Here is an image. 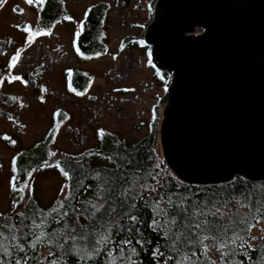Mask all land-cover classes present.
Segmentation results:
<instances>
[{"label": "flooded vegetation", "instance_id": "1", "mask_svg": "<svg viewBox=\"0 0 264 264\" xmlns=\"http://www.w3.org/2000/svg\"><path fill=\"white\" fill-rule=\"evenodd\" d=\"M157 2L0 0V75H20L25 81L0 84V181L16 176L21 184L29 178L24 173H34L49 158L55 157L57 165L97 156L108 141L119 140L116 129L126 124L133 130L147 128V135L133 144L152 137L149 147L154 149L167 102L165 85L155 73L168 81L167 87L171 81L170 73L147 65L151 46L145 33ZM40 28L51 31L27 42L28 31ZM200 33L195 29L193 35ZM77 47L82 55L76 54ZM17 50L18 66L8 68L10 55ZM77 91L84 94L77 96ZM98 130L112 135L101 139Z\"/></svg>", "mask_w": 264, "mask_h": 264}, {"label": "snow or ice", "instance_id": "2", "mask_svg": "<svg viewBox=\"0 0 264 264\" xmlns=\"http://www.w3.org/2000/svg\"><path fill=\"white\" fill-rule=\"evenodd\" d=\"M27 2L31 4L33 0ZM60 2L63 3V0ZM151 10L149 6L148 11ZM50 31L46 28L28 31L27 42L31 43L34 36L47 35ZM137 43L145 45L144 40ZM123 47L121 44V50ZM76 54L82 55L78 47ZM95 55L99 57L101 53ZM20 56L19 50L11 54L7 67L18 66ZM112 59L115 60L116 56ZM147 65L155 67L151 51L147 52ZM155 75L163 81V90L169 91L168 81L159 71ZM5 80L9 84L14 81L25 83L20 75H0V84ZM68 90L74 91L71 85ZM83 94L75 92L77 96ZM152 118L155 119V116ZM64 119H68L67 114H64ZM24 127L20 125V128ZM98 133L101 139L104 135H112L102 130H98ZM3 138L8 139L7 136ZM119 143L115 141L117 146ZM96 155L103 156V153L97 152ZM104 159L111 161L115 168L104 173L95 172L92 178L97 183L93 199L77 201L75 193L66 191L70 185L65 184L62 191L66 194L49 211L33 206L27 211L17 210L11 216L0 217L3 220L0 223V264H29L30 260L36 261L39 245L47 246L50 258L55 250L56 258L51 259V264H62V260L66 262L69 259L74 264H99L98 258L101 256L103 264H142L139 257L143 249L153 244L152 240L145 238L146 230L156 236L155 247H150L147 253L155 264H244L245 258L252 261L249 252L258 253L255 264H264V235L259 237L261 243L257 245L258 238L251 235L253 224L239 211L251 209V194L241 193L237 197L213 189L194 191L185 187L182 181L178 186L169 187L170 178L174 177L171 173L156 171L160 168L159 164L154 165L153 171H145L137 165L130 174L127 169L134 162L130 155L117 157L112 154L104 156ZM117 159L126 161V164L122 167ZM71 163L69 159V167ZM44 164L50 166L47 161ZM12 165L11 172H17L15 158ZM60 170L66 180L72 178L68 170ZM32 174V171L27 172L29 177ZM16 181V176H11L8 181L11 192L28 204L25 197L20 195L25 188L18 187ZM233 203L238 206L235 211L231 207ZM256 204V213H250L252 220H255L256 214L264 218V193ZM11 207L16 209L17 203L13 202ZM145 213L150 215V222L144 220ZM261 231L264 232V229ZM210 253H217L218 258L213 259ZM39 264L44 262L40 261Z\"/></svg>", "mask_w": 264, "mask_h": 264}, {"label": "water", "instance_id": "3", "mask_svg": "<svg viewBox=\"0 0 264 264\" xmlns=\"http://www.w3.org/2000/svg\"><path fill=\"white\" fill-rule=\"evenodd\" d=\"M145 40L171 74L162 166L186 185L264 181V0H158Z\"/></svg>", "mask_w": 264, "mask_h": 264}, {"label": "trees", "instance_id": "4", "mask_svg": "<svg viewBox=\"0 0 264 264\" xmlns=\"http://www.w3.org/2000/svg\"><path fill=\"white\" fill-rule=\"evenodd\" d=\"M115 141L117 140L108 141V143H106L103 146L102 148L103 156L100 157L88 156L83 158L82 160L81 159L78 160L77 158H71L72 161L71 167H69V161L67 163H58L57 165H59V167H57L56 164L54 165V168H56V171L58 172L62 180L65 182V184L70 185V187L66 191L68 193H75L77 201L93 199L95 195V185L97 183V181H95L92 178L95 172L101 171L102 173H104V172H108V170L110 169L115 168V165L111 161L104 159V156H108L112 154H116L117 157L130 155L134 161L133 165L127 169L130 174L132 169L136 168L137 165L139 166V168L144 169L145 171H153L154 165L156 164L160 165V168L156 169V171H160L162 173H171L169 170H167L165 167L161 165L160 158L157 157L153 152L154 150L151 149V147H149L153 145L154 138L149 137L148 139H144L141 142H139L138 145H135L133 143L129 145V143L126 142L125 140H120V141L118 140L120 143L119 146H117L115 144ZM97 162L98 163L103 162V165L100 166V163L98 164ZM117 162L120 163L122 167L126 164V161H121L119 159H117ZM39 165L40 163H38L37 165L34 164L33 166L38 167ZM80 165H83V167H80ZM61 168H63L64 170H68L72 178L66 180L63 176V173L60 170ZM26 173H24L23 175H27ZM172 177H174L173 174ZM27 180H28L27 178L26 179L24 178L25 183H27L26 182ZM77 181H80V183H77ZM179 184L180 181L178 179H176L175 177L174 179L170 178L169 187L173 185L178 186ZM183 185L185 187L191 188L194 191H197L199 189H204V190L213 189L218 192H226L237 197H240L241 193H243L244 195L251 194L252 196L251 209L250 210L240 209L239 211L241 216L247 217V219L251 221V223L253 224V227L251 229V235L256 236L258 238L256 241L257 245L261 243L259 237L264 235V232L261 231V229H264V218H262L260 214H256L255 220H252V215L250 213L252 214L256 213V207H257L256 201L260 200L262 193H264V187H262L264 186V181L248 182L243 178L237 176L234 177L230 182L225 184L209 185V186H196V185H186V184ZM233 189H235V191H233ZM28 202L29 203L25 204L21 211H27L28 208L33 206L37 207L34 202L32 201H28ZM244 202L249 203V201L247 200H244ZM53 206H55V203L52 204L51 207ZM231 207L233 208V211H235L238 206H236L233 203ZM50 208H48L47 210L45 209L43 211L47 212L50 210ZM143 218L146 222H150L149 214L145 213ZM81 222L84 223L85 221H83L82 219ZM0 223H3L2 219H0ZM144 235L146 239L152 240L153 244L145 246L142 255L139 257V259L142 261V264H155L154 261L150 260V256L147 253L149 252L150 247H155L156 236L155 234L151 233L150 230H146ZM36 251H37L36 261L30 260L29 264H39L40 261H43L44 264H51V259L56 258L55 250H53V257L51 258L48 257L49 249L47 248L46 245H39ZM209 255L213 259L218 258L217 253H210ZM248 255L252 257V261H249L245 258L244 264H255L258 253L249 252ZM241 258L242 257H238V259ZM98 261L99 264H103V256L99 257ZM62 264H74V261L72 259H69L66 262L62 260ZM94 264H96V262H94Z\"/></svg>", "mask_w": 264, "mask_h": 264}, {"label": "rangeland", "instance_id": "5", "mask_svg": "<svg viewBox=\"0 0 264 264\" xmlns=\"http://www.w3.org/2000/svg\"><path fill=\"white\" fill-rule=\"evenodd\" d=\"M132 127V124L122 125L116 129L115 135L119 140L128 142L129 145L135 141H139L147 135V128L144 127L133 130ZM59 147H61V145H59ZM153 150L154 154L160 158L162 165V152L158 140L157 144H154ZM77 159L79 160L80 158ZM55 160V157L49 158L47 162L50 166H45L44 164L28 178L26 181L27 183L22 182L21 184H17L18 187L25 188V192L20 193V195L24 196L25 200L34 202L41 210H47L56 200L65 195V191H62L65 182L59 176L56 168H54ZM99 163L100 166L103 165V162ZM10 177L11 176H6L4 180L0 181V217L9 216L17 210L21 211L25 205L23 201L19 200L16 194L11 192L8 184ZM13 202L17 203L16 209L11 207Z\"/></svg>", "mask_w": 264, "mask_h": 264}]
</instances>
